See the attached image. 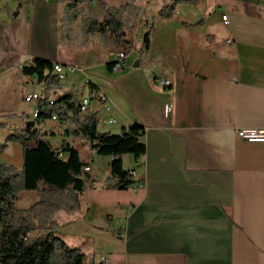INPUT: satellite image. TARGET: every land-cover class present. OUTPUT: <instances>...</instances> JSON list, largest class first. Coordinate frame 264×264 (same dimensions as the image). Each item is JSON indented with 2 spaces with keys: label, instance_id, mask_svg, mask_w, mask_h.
Here are the masks:
<instances>
[{
  "label": "crops",
  "instance_id": "0c3cea01",
  "mask_svg": "<svg viewBox=\"0 0 264 264\" xmlns=\"http://www.w3.org/2000/svg\"><path fill=\"white\" fill-rule=\"evenodd\" d=\"M172 1L135 3L140 22L126 36L131 50L112 73L106 64L114 51L92 37L81 45L78 19L64 20L56 0H0V116L25 114L32 121L22 96L40 91V84L32 86L34 77L18 66L37 57L74 68L59 94L73 87L78 99L91 90L107 96L117 128L103 125L98 132L143 127L144 154L121 156L133 186L109 190L111 157L99 163L103 157L84 138L63 135L65 123H34L54 151L70 146L89 167L79 209L53 215L58 236L83 254L84 264H99L101 256L106 264H264V145L233 135L264 128V0H196L176 5L171 19H158ZM129 56L132 65L125 63ZM7 134L0 129L2 141ZM10 147L12 156H3ZM18 147L8 143L0 163L20 168Z\"/></svg>",
  "mask_w": 264,
  "mask_h": 264
},
{
  "label": "trees",
  "instance_id": "16d2710c",
  "mask_svg": "<svg viewBox=\"0 0 264 264\" xmlns=\"http://www.w3.org/2000/svg\"><path fill=\"white\" fill-rule=\"evenodd\" d=\"M18 1V0H16ZM62 4L63 19H78L80 44L89 37L94 38L105 50L122 49L125 57L131 50L126 36L131 34L140 22L136 2L151 0H123L112 7L99 0H56ZM94 3V9L85 11L84 5ZM178 4L195 5L196 0H173L158 10L156 17L168 20ZM9 19L15 12L4 9ZM200 22L195 25H199ZM150 28V27H149ZM150 29L142 33L143 50L147 49ZM141 52H137L140 56ZM51 61L34 57L21 69L24 76L35 77L40 84L39 96L35 101L36 117L28 121L25 114L4 113L1 119L20 120V126L0 122V129L8 132L0 152L8 143H17L21 150V166L0 163V264H84L83 254L68 247L58 236L59 225L53 219L57 212L71 214L79 209V195L88 179L82 172L85 164L70 146L64 145L59 158L34 123L49 119L52 115L65 123L63 135L84 138L88 149L100 157H111L110 174L104 180V188L126 190L133 186L130 171L121 166V156L137 158L144 154L140 142L143 127L132 124L119 134L98 132L95 128V114L79 112L77 91L71 87L61 93L52 104L49 103L50 88L56 78L50 73ZM110 70V63L106 64ZM82 176V178H81ZM46 184L39 190V199L26 208L14 207L16 197L22 191L37 189V183Z\"/></svg>",
  "mask_w": 264,
  "mask_h": 264
},
{
  "label": "built area",
  "instance_id": "2783aa9c",
  "mask_svg": "<svg viewBox=\"0 0 264 264\" xmlns=\"http://www.w3.org/2000/svg\"><path fill=\"white\" fill-rule=\"evenodd\" d=\"M43 2H47L48 0H42ZM91 5H95L94 3H91ZM175 13V12H174ZM220 20L223 25H226V17L224 14H221ZM227 44L230 43L229 40L226 41ZM125 55L122 49L120 50H114L112 60L110 62V72L116 73L119 72L124 63ZM25 65L19 64V69H22ZM74 72V68L68 65H61L56 62L51 63V69L50 73L56 78V83L53 84L50 88L51 96L49 103L52 104L53 101L60 95L58 93V89L60 88V83L63 82L67 76L71 75ZM33 83L35 85L39 84L37 83L36 78L34 77ZM157 85L166 88L169 86L168 81H162V80H156ZM39 96V91H31L22 96V101L24 103L31 104V118L34 119L36 117V114L38 112V108L35 104L36 99ZM90 103L94 104V109L92 110L90 108ZM78 108L79 112L83 114L85 111H90L95 114V128H100L103 125L106 126H113L116 125L115 118L113 116V106L109 102V99L107 96L99 91V90H91L89 91L85 96L80 97L78 99ZM97 109H100L102 111L103 115L97 114L95 111ZM95 110V111H94ZM50 121L53 122H62L59 120L58 117L52 115L49 118ZM233 135L235 138L239 140H244L249 143H260L264 145V128L256 129V128H239L233 130ZM58 157H61V151L60 149L57 150ZM83 173L89 172V167L87 165H84L82 168ZM89 181L86 179L85 182ZM136 187H139V185ZM119 237H122V235H118ZM99 264H106V259L104 256H101L99 259Z\"/></svg>",
  "mask_w": 264,
  "mask_h": 264
},
{
  "label": "rangeland",
  "instance_id": "374dc122",
  "mask_svg": "<svg viewBox=\"0 0 264 264\" xmlns=\"http://www.w3.org/2000/svg\"><path fill=\"white\" fill-rule=\"evenodd\" d=\"M104 1L106 3H108L111 6H116L120 3L119 0H101ZM129 62L130 65H132L133 63H135V59L132 58V56H129V58L126 59L125 63ZM129 65V66H130ZM32 86H38V85H34V83H31ZM116 125L111 126V131H116ZM122 130V129H121ZM4 133V132H2ZM0 144H3V141L1 139L0 136ZM86 150V149H85ZM79 151L81 153V155L84 157V153H83V149L79 148ZM13 154V149L10 147L6 150L5 154L3 156H8L11 157ZM18 159L21 162V156H20V149L18 147ZM107 161L106 158H101V161L99 163H105ZM129 159L127 158H122V162L125 165V167L128 166V162ZM100 170L106 174V169H104L103 167L100 168ZM42 187H46V184H43L41 182L38 183L37 185V189L32 190V191H22L20 194L17 195L16 197V201L14 202V207L19 208V209H23L28 207L29 205H31L32 203L36 202L39 199V190Z\"/></svg>",
  "mask_w": 264,
  "mask_h": 264
},
{
  "label": "water",
  "instance_id": "95a60500",
  "mask_svg": "<svg viewBox=\"0 0 264 264\" xmlns=\"http://www.w3.org/2000/svg\"><path fill=\"white\" fill-rule=\"evenodd\" d=\"M136 65V64H135Z\"/></svg>",
  "mask_w": 264,
  "mask_h": 264
}]
</instances>
